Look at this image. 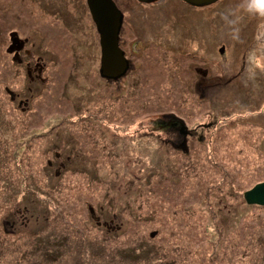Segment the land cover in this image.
<instances>
[{"label":"rangeland","instance_id":"obj_1","mask_svg":"<svg viewBox=\"0 0 264 264\" xmlns=\"http://www.w3.org/2000/svg\"><path fill=\"white\" fill-rule=\"evenodd\" d=\"M5 1L1 26L21 16L28 37L43 23L58 38H43V94L24 110L0 102V264H264V206L242 198L264 181L258 0H115L124 80L99 75L85 0H7L4 14ZM168 112L205 124L187 153L150 129Z\"/></svg>","mask_w":264,"mask_h":264},{"label":"flooded vegetation","instance_id":"obj_2","mask_svg":"<svg viewBox=\"0 0 264 264\" xmlns=\"http://www.w3.org/2000/svg\"><path fill=\"white\" fill-rule=\"evenodd\" d=\"M6 1L3 5L4 14L9 13L11 11V9H8V6H16L15 4L12 5V3L8 4ZM113 1L116 4V1ZM135 1L140 6H154L155 3L162 2V0ZM179 1L181 3H185L183 0ZM50 2L58 3V0H53ZM85 2L88 7L87 0H85ZM69 4L72 7L73 1L70 0ZM37 7L39 14H37L36 18H40V10H42V6H39L38 1ZM64 11L65 9L63 8L61 11L51 10V13L60 21L61 17L59 16V13H64L65 15H67V18L69 16V11ZM13 20L14 19L7 20V25L5 26L0 25V102H5L8 106L12 108L24 110L28 107V104H30V101L33 96L37 94L42 95L43 91H45L44 89H42L46 82V78L44 76V71L46 68V56L42 55V51H44L43 38L47 39V34L48 36H52L53 39H55L56 37L58 38V34H54L56 32L53 30V28L43 27L44 25L42 23L41 25H37L35 29V36L28 37V26L24 24V21L22 20L21 16L20 20L18 18V24L16 23L17 19L15 22H13ZM50 43L52 44V42ZM55 45L56 44H53L52 47ZM138 45H140V43L135 44L136 49H138ZM38 51L40 53H38ZM56 56L57 55L49 57L51 60V64L57 61ZM200 70L201 69L196 68V71L198 73H201ZM53 72L57 74L58 69H53ZM125 77L126 76L122 77L120 80H124ZM28 121L30 123H33L34 125H44L43 123L45 121V123H48L50 120H44L43 116L40 113H37L36 119L31 118ZM160 121L161 123L163 122V124L158 128H163L160 133L163 132L162 138L165 140V142L168 141L175 144L183 139V129L179 126V120H172L163 116ZM194 134L198 135L199 132H196V130H192L190 135ZM105 225H108L110 229H113L112 223H105Z\"/></svg>","mask_w":264,"mask_h":264},{"label":"water","instance_id":"obj_3","mask_svg":"<svg viewBox=\"0 0 264 264\" xmlns=\"http://www.w3.org/2000/svg\"><path fill=\"white\" fill-rule=\"evenodd\" d=\"M193 5L211 4L216 0H184ZM88 8L99 33V73L104 78H117L128 67L123 51L118 46L122 14L112 0H87ZM181 147L185 149V140ZM247 204L264 205V181L255 183L243 192ZM91 211V210H90Z\"/></svg>","mask_w":264,"mask_h":264},{"label":"trees","instance_id":"obj_4","mask_svg":"<svg viewBox=\"0 0 264 264\" xmlns=\"http://www.w3.org/2000/svg\"><path fill=\"white\" fill-rule=\"evenodd\" d=\"M137 116V115H136ZM163 116H165L166 118H169V119H172V120H175V119H177V120H179L180 118H179V116L178 115H174L173 113H164V114H162V115H160V116H158V117H154V119H151L150 120V122L153 124L154 123V120L156 119V121H157V123H158V126H157V128L159 127V126H162V124H163V122L161 123V119L163 118ZM182 118V117H181ZM184 119L182 118L180 121H179V124L183 121ZM184 122V121H183ZM198 126V125H197ZM197 126L195 127V128H193V131H195V129L197 128ZM198 136V135H200V134H194L193 136ZM246 204V203H245ZM256 206V205H255ZM141 253H135L133 256H135V257H138L139 255H140Z\"/></svg>","mask_w":264,"mask_h":264},{"label":"clouds","instance_id":"obj_5","mask_svg":"<svg viewBox=\"0 0 264 264\" xmlns=\"http://www.w3.org/2000/svg\"><path fill=\"white\" fill-rule=\"evenodd\" d=\"M258 5L259 7L264 8V0H258Z\"/></svg>","mask_w":264,"mask_h":264}]
</instances>
